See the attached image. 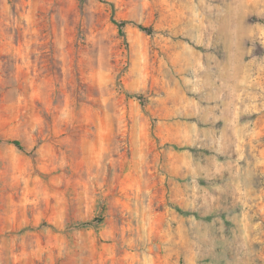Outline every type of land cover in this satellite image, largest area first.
I'll use <instances>...</instances> for the list:
<instances>
[{
	"label": "rangeland",
	"instance_id": "rangeland-1",
	"mask_svg": "<svg viewBox=\"0 0 264 264\" xmlns=\"http://www.w3.org/2000/svg\"><path fill=\"white\" fill-rule=\"evenodd\" d=\"M0 264H264V0H0Z\"/></svg>",
	"mask_w": 264,
	"mask_h": 264
},
{
	"label": "trees",
	"instance_id": "trees-1",
	"mask_svg": "<svg viewBox=\"0 0 264 264\" xmlns=\"http://www.w3.org/2000/svg\"><path fill=\"white\" fill-rule=\"evenodd\" d=\"M137 27L139 29L143 30V31H148L149 30V28H146L145 26H142L141 24H137ZM12 143L15 144L18 148L22 147L19 141L13 140Z\"/></svg>",
	"mask_w": 264,
	"mask_h": 264
}]
</instances>
